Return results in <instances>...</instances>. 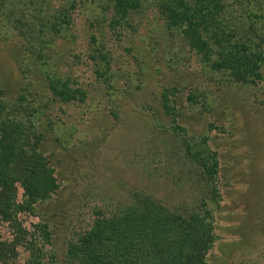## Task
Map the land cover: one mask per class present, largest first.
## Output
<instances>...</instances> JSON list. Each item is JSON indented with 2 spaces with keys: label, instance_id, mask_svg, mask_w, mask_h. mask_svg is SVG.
I'll return each instance as SVG.
<instances>
[{
  "label": "rangeland",
  "instance_id": "374dc122",
  "mask_svg": "<svg viewBox=\"0 0 264 264\" xmlns=\"http://www.w3.org/2000/svg\"><path fill=\"white\" fill-rule=\"evenodd\" d=\"M150 3L136 14L130 43L115 46L110 34L105 37L115 54L112 88L94 81L98 89L83 104L40 118L61 186L58 201L48 206L54 211V247L64 257L67 241L92 221L96 207L124 202L134 190L170 207H195L208 196L193 156L202 148L217 151L221 163L216 241L207 263L264 264V80H222L170 30L155 1ZM85 11L77 16L76 39L60 38L54 47L62 73L92 71L80 59L84 38L104 32L86 19L88 11L99 9ZM14 38L0 44V86H9L15 96L31 79L41 91V68ZM168 89L171 114L162 102ZM200 90L205 93L198 95ZM209 204L214 207L212 200ZM22 219L28 229L40 220L29 213ZM0 233L10 238L11 229L1 223ZM21 250L24 261L28 253Z\"/></svg>",
  "mask_w": 264,
  "mask_h": 264
},
{
  "label": "trees",
  "instance_id": "16d2710c",
  "mask_svg": "<svg viewBox=\"0 0 264 264\" xmlns=\"http://www.w3.org/2000/svg\"><path fill=\"white\" fill-rule=\"evenodd\" d=\"M152 1L0 0V44L15 37L20 52L31 54L44 74L41 91L31 79L15 96L9 86H0V224L11 229L10 238L0 233V264H208L216 241L214 209L220 204L221 163L217 151L202 148L193 156L203 171L208 196L200 197L195 207L185 203L170 207L134 190L124 202L96 207L92 221L67 241L64 257L54 247V211L48 206L58 201L61 186L40 118H50L71 103L83 104L98 89L94 81L112 88L115 54L105 37L110 34L115 46L130 43L136 14ZM154 1L170 30L222 80H264V0ZM96 9L99 12L88 11L86 19L104 34L85 37L80 57L92 71L62 73L58 65L56 70L58 39L75 40L77 16ZM201 90L198 95L205 93ZM164 92L163 106L170 112L171 92ZM27 213L40 219L32 229L22 219ZM22 247L28 253L24 261L19 260Z\"/></svg>",
  "mask_w": 264,
  "mask_h": 264
}]
</instances>
